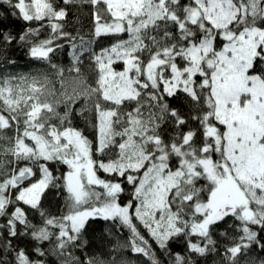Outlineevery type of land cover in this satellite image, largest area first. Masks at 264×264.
Masks as SVG:
<instances>
[{
    "label": "snow or ice",
    "instance_id": "1",
    "mask_svg": "<svg viewBox=\"0 0 264 264\" xmlns=\"http://www.w3.org/2000/svg\"><path fill=\"white\" fill-rule=\"evenodd\" d=\"M16 52L47 71L0 72V264H264V0H0Z\"/></svg>",
    "mask_w": 264,
    "mask_h": 264
},
{
    "label": "trees",
    "instance_id": "2",
    "mask_svg": "<svg viewBox=\"0 0 264 264\" xmlns=\"http://www.w3.org/2000/svg\"><path fill=\"white\" fill-rule=\"evenodd\" d=\"M14 23L18 30L22 22L20 23L14 22ZM82 25H83V30L80 31V35H84L85 41H87L88 40V36H87L88 20L84 16H82L80 19V22L78 23L75 17L71 15L69 16L68 31L72 32L73 35L77 34V31L81 28ZM61 43L63 46L56 51L53 57V63H56L60 67H63L64 69L67 70L72 64L73 48L71 44L68 43L67 41H62ZM76 43L79 46V42L77 41ZM92 48L96 49L97 51L99 50L98 48H96V44H93ZM12 59L15 60V64L5 65L4 67H0V72H6V73H12L14 75L24 76V75H34L37 73H43L47 71V68L43 66L41 63L31 60L29 57L24 56L20 52H16L12 54ZM83 63H84V67H82V72H84L85 74H88L90 72V68L88 66L87 58H85ZM69 75L70 73L65 71V76L67 77ZM58 84H59L58 82L55 84L57 88H58ZM77 123L80 124V126H83V122L80 121L79 119L77 120ZM49 202L52 204V210L55 211L56 207L59 204V201H53L50 196L49 201H46V203H49ZM94 227H96V232L94 233V236L96 237V239H94L92 242L93 248L96 249L97 251L106 250L108 247H110V245H108L107 241L102 242L99 239L101 233L104 232L105 230L104 222H100V225H95ZM124 235H126V233ZM173 250L181 251L182 249L180 246L174 245ZM208 264H212L211 258H209Z\"/></svg>",
    "mask_w": 264,
    "mask_h": 264
},
{
    "label": "rangeland",
    "instance_id": "3",
    "mask_svg": "<svg viewBox=\"0 0 264 264\" xmlns=\"http://www.w3.org/2000/svg\"><path fill=\"white\" fill-rule=\"evenodd\" d=\"M58 88H59V84H58Z\"/></svg>",
    "mask_w": 264,
    "mask_h": 264
}]
</instances>
